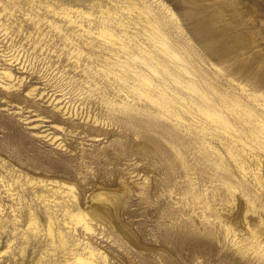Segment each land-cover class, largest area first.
<instances>
[{"label": "rangeland", "instance_id": "obj_1", "mask_svg": "<svg viewBox=\"0 0 264 264\" xmlns=\"http://www.w3.org/2000/svg\"><path fill=\"white\" fill-rule=\"evenodd\" d=\"M108 1L0 0V69L12 73H0V83H10L7 89L0 85V264H79L76 257L88 256L90 249L98 264L252 260L223 239L218 224L205 227L188 211L181 163L186 161L208 200L210 218L218 215L244 234L258 228L264 240V149L259 141H238L236 162L218 137L227 132L168 98L180 115L178 128L164 113L132 109L123 119L114 114L123 102L150 110L156 105L106 72L103 47L110 41L96 33L92 17L120 4ZM161 1L196 66L264 96V84L249 79L264 66V0H199L203 9L214 2L238 3L245 12L247 25L236 27L248 39L230 40L227 57L211 51L192 28L185 0ZM110 196L117 224L94 215ZM78 205L94 217L93 229L64 223L66 209Z\"/></svg>", "mask_w": 264, "mask_h": 264}, {"label": "bare ground", "instance_id": "obj_2", "mask_svg": "<svg viewBox=\"0 0 264 264\" xmlns=\"http://www.w3.org/2000/svg\"><path fill=\"white\" fill-rule=\"evenodd\" d=\"M116 1L120 3L119 8L114 11L102 9L99 15L92 17V20L98 24L96 33L104 40L110 41V47H103L105 58L108 60L107 66L105 65L106 72L113 71L128 85L135 87L139 93L154 101L156 107L150 110L133 107L128 102H123L113 108V113L117 112L119 114L117 116L122 119L126 116V112L132 109L136 111L142 109L150 115L164 113L169 115L171 123L173 122L178 128L180 115L167 101L171 99L179 102L182 108L199 111L206 123L227 132L228 136L218 135V137L236 162H238L237 153L233 150V146H236L238 141L243 143L246 139L259 141L264 149V135H262L264 134V96L252 87H248L246 83L234 79L220 80L216 70L200 67V63L199 67L196 66L192 61L194 57L191 59L186 56V52L192 49L178 38V26L171 18L173 13L161 0ZM185 2L188 4L185 17L211 51L217 54L220 51L227 57L232 49L230 40L236 43L247 41V34L236 27L239 23L247 25L245 12L238 3L224 6L214 2L211 8L203 9L198 6L199 0H185ZM124 9L128 12L127 19H124L122 13ZM258 46L261 49L263 47L262 44ZM123 70H129L130 74L123 73ZM0 73L3 77H12L9 67H2ZM250 74L249 79L253 84H264V66L259 73ZM0 85L4 89L10 87V83H0ZM142 85H148V90ZM203 99L208 100L209 103L205 104ZM228 113L233 119L228 117ZM181 166L184 168L183 180L186 183L183 204L188 211L199 216L205 227L213 223L218 224L217 228L224 232L223 239L234 245L235 249L244 256L247 255L248 258L251 256L250 259L253 256L252 260L248 262L245 260L243 264H264V240L259 237L258 228L244 234L230 226L226 220L224 222L218 215L210 218V214L206 211L210 208V204L202 196L203 192L196 188L197 183L188 172L187 163L183 159ZM226 186L231 190L229 194L233 197L234 191L231 186L229 184ZM100 194L102 193H97L98 199ZM113 200V197H107L106 202L102 204L103 209H97L94 215H100L102 219L117 224L111 208L115 203ZM66 218L65 224L71 222L70 226L80 224L85 230L93 229L91 221L94 217L88 215L79 205L75 210L67 208ZM52 222L50 219L48 225L51 238L56 235ZM260 225L261 222L257 227L260 228ZM212 228H208L210 233ZM58 238L64 242L61 235ZM93 257L94 251L90 249L88 256L79 255L76 261L79 264H98Z\"/></svg>", "mask_w": 264, "mask_h": 264}]
</instances>
